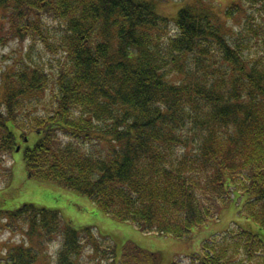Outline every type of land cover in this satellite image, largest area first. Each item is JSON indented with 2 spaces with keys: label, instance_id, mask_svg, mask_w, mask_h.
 I'll return each mask as SVG.
<instances>
[{
  "label": "trees",
  "instance_id": "1",
  "mask_svg": "<svg viewBox=\"0 0 264 264\" xmlns=\"http://www.w3.org/2000/svg\"><path fill=\"white\" fill-rule=\"evenodd\" d=\"M245 1L238 28H225L193 4L168 17L156 0H0L10 32L46 44L37 16L54 11L65 59L49 72L28 51L8 68L0 155L36 134L22 152L30 179L84 195L144 232L188 237L242 198L244 222L204 239L188 264H264V0ZM31 206L0 208L34 241L8 244L0 264H34L50 240L57 264H76L86 246L98 261L110 252L112 264L159 263L128 243L119 255L113 244L101 249L105 237L91 226Z\"/></svg>",
  "mask_w": 264,
  "mask_h": 264
},
{
  "label": "rangeland",
  "instance_id": "2",
  "mask_svg": "<svg viewBox=\"0 0 264 264\" xmlns=\"http://www.w3.org/2000/svg\"><path fill=\"white\" fill-rule=\"evenodd\" d=\"M156 2L158 12L168 17L175 16L181 6L193 4V6L209 12L213 19L225 25V28H238L243 19L245 8L249 6L245 0H156ZM227 10H232V14H227ZM51 12L41 11L37 16V19L49 29L48 44L40 41L39 36L33 41L31 36L25 37L16 32L13 34L10 32L8 19L0 17V97L3 92V81L8 83L12 80V78L3 79L8 68L11 71L20 66L23 62H16L27 58L28 51H30L33 61L42 63L49 72H57L64 67V53L55 43L61 35L60 28L64 25V21L58 19L54 11ZM41 35L43 34L41 33ZM26 62L30 64L28 59ZM10 74L13 73L10 72ZM32 106L34 107L32 110L41 111L40 105ZM36 139L37 136L34 133H31L28 139L17 137L19 149L12 154L0 155V208L16 207L20 209L32 204L33 211L38 207L56 209L62 216L61 219L68 221L72 226L78 228L91 226L95 235L105 237L99 242L101 249L107 247L112 249L113 244L119 255L122 247L128 243L127 246L136 245L142 250L151 252L154 256L158 255V264H188L189 254L198 251L204 239L232 226L233 222H244L238 213L237 205L242 202V198L238 197L236 203L232 199L226 207L221 209L215 219H209L206 223L193 227L188 237L144 232L130 221L117 220L101 212L84 195L54 183L30 179L25 169L22 152L24 146L32 145ZM23 214L27 218L31 211L24 209ZM26 231L27 225L22 219L9 221L1 216L0 253L3 254L4 248L11 243L19 244L24 240L25 243L33 244L34 241L29 238ZM52 242L53 240H50L45 244L41 257L34 264H57L54 250L58 247V241ZM111 254L110 252L104 253L103 256H100L99 261L94 260L92 250L86 246L76 264H112ZM0 262H3V259L0 258ZM127 264L149 263L148 258L144 257L140 263H135L130 259Z\"/></svg>",
  "mask_w": 264,
  "mask_h": 264
},
{
  "label": "water",
  "instance_id": "3",
  "mask_svg": "<svg viewBox=\"0 0 264 264\" xmlns=\"http://www.w3.org/2000/svg\"><path fill=\"white\" fill-rule=\"evenodd\" d=\"M19 149V147H16V150H18Z\"/></svg>",
  "mask_w": 264,
  "mask_h": 264
}]
</instances>
